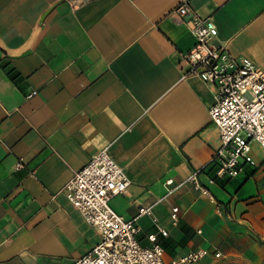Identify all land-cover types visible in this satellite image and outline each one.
<instances>
[{"label": "crops", "instance_id": "obj_1", "mask_svg": "<svg viewBox=\"0 0 264 264\" xmlns=\"http://www.w3.org/2000/svg\"><path fill=\"white\" fill-rule=\"evenodd\" d=\"M183 1L0 0V264H73L100 241L62 191L104 147L129 181L113 208L131 219L155 203L137 220L141 245L158 233L167 261L206 248L197 264H253L264 155L252 142L257 165L231 178L210 164L215 91L180 64L195 44L174 12ZM187 1L212 17L236 64L264 70V0ZM194 172L207 192L170 191Z\"/></svg>", "mask_w": 264, "mask_h": 264}, {"label": "built area", "instance_id": "obj_2", "mask_svg": "<svg viewBox=\"0 0 264 264\" xmlns=\"http://www.w3.org/2000/svg\"><path fill=\"white\" fill-rule=\"evenodd\" d=\"M174 12L195 36L194 46L181 55L184 73L198 77L215 91V102L209 114L220 132L221 145L210 164L216 167L218 177H236L245 164L257 165L252 142L259 143L264 155V70L251 63L236 64L227 47L217 42L219 29L212 17L202 16L187 0ZM18 167H22V160ZM173 182L169 179L167 185ZM185 182L207 192L198 172L170 191ZM128 186L123 168L107 147L94 153L64 185L62 192L67 199L100 235V241L73 264H197L211 253L209 249L199 248L167 261L158 233L148 235L149 246L141 245L137 238L140 230L137 220L145 215L154 216L155 203L140 206L135 217L125 218L111 202L124 194ZM179 213L178 207L172 208L170 221L173 226L180 221ZM159 233L163 237L169 235L162 226H159ZM214 255L220 257L221 253L216 251Z\"/></svg>", "mask_w": 264, "mask_h": 264}, {"label": "rangeland", "instance_id": "obj_3", "mask_svg": "<svg viewBox=\"0 0 264 264\" xmlns=\"http://www.w3.org/2000/svg\"><path fill=\"white\" fill-rule=\"evenodd\" d=\"M255 151L257 152L258 148H256ZM255 241H256V243H255L254 248H253V255H249L248 258H250V260L253 259L252 260L253 264H264V255L260 251V247L264 243V240H262L260 238H258V239L255 238ZM243 257H245V256L243 255ZM236 258H237V256H236ZM238 258L241 259L240 256H238ZM217 264H220V262L218 261ZM231 264H239V263L234 262V263H231Z\"/></svg>", "mask_w": 264, "mask_h": 264}]
</instances>
